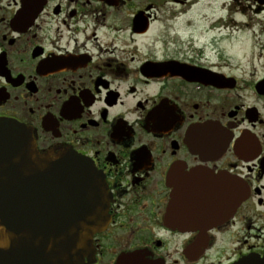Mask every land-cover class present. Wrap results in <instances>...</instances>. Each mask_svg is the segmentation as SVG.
Wrapping results in <instances>:
<instances>
[{
	"label": "flooded vegetation",
	"instance_id": "1",
	"mask_svg": "<svg viewBox=\"0 0 264 264\" xmlns=\"http://www.w3.org/2000/svg\"><path fill=\"white\" fill-rule=\"evenodd\" d=\"M216 1L0 0V121L103 182L85 264L264 259V0Z\"/></svg>",
	"mask_w": 264,
	"mask_h": 264
},
{
	"label": "water",
	"instance_id": "2",
	"mask_svg": "<svg viewBox=\"0 0 264 264\" xmlns=\"http://www.w3.org/2000/svg\"><path fill=\"white\" fill-rule=\"evenodd\" d=\"M106 221L92 165L66 150L41 153L30 129L0 121V264H85Z\"/></svg>",
	"mask_w": 264,
	"mask_h": 264
},
{
	"label": "rangeland",
	"instance_id": "3",
	"mask_svg": "<svg viewBox=\"0 0 264 264\" xmlns=\"http://www.w3.org/2000/svg\"><path fill=\"white\" fill-rule=\"evenodd\" d=\"M209 2H212V4H210L207 7V16L208 18H216L219 15V9H218V2L216 0H209ZM227 14V13H225ZM210 23V21H209ZM243 29V28H242ZM242 29L240 31H242ZM226 32H230V27H226L225 28ZM247 41H242L239 45H233L231 42L228 43H224V49L227 51H230V55L235 56L236 58L240 57L241 60L243 58V56H245L248 53V46H247ZM250 61L247 58L246 59V64L245 67L248 68L250 66ZM247 70V69H245ZM259 73L255 72L254 76H257Z\"/></svg>",
	"mask_w": 264,
	"mask_h": 264
}]
</instances>
